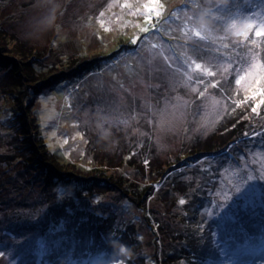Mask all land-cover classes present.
<instances>
[{"label": "rangeland", "instance_id": "1", "mask_svg": "<svg viewBox=\"0 0 264 264\" xmlns=\"http://www.w3.org/2000/svg\"><path fill=\"white\" fill-rule=\"evenodd\" d=\"M255 1L248 11L252 0H160L157 17L144 7L153 0H59L55 26L42 32L49 21L37 0H0V119L15 109L16 71L4 63L32 59L30 68L52 84L21 97L45 145L74 162L76 174L110 176L129 195L118 184L122 191H105V183L88 189L60 182L52 184L51 197L49 184L34 176V164L17 176L0 154V206L7 207L0 214V264H28L43 255L69 262L78 240L110 227L119 264H194L177 240L189 232L182 210L199 198L194 214L208 229L195 244L202 249L198 264H216L206 258L213 255L219 264H264V243L255 249L264 239V105L251 111L264 80L236 83L253 53L264 64V37L255 35L264 28V0ZM202 20V34L212 39L191 36ZM233 22L236 29L229 27ZM246 23L252 25L247 38L237 36ZM161 50L164 56L157 55ZM192 61L215 74L188 70V80ZM4 132L0 151L9 152ZM143 148L149 157L141 160ZM78 165L91 169L84 174ZM147 185L152 191L145 195ZM11 213L25 216V224L17 225ZM35 220L44 233L25 227ZM120 245L130 255L120 254Z\"/></svg>", "mask_w": 264, "mask_h": 264}, {"label": "trees", "instance_id": "2", "mask_svg": "<svg viewBox=\"0 0 264 264\" xmlns=\"http://www.w3.org/2000/svg\"><path fill=\"white\" fill-rule=\"evenodd\" d=\"M246 7L248 8V11L256 8V1L252 0L251 6L247 5ZM262 7L264 8V6ZM3 33V30H0V35H2ZM1 39L2 37L0 36V42ZM11 50L13 53L18 54L15 49L12 48ZM32 62V59H29L28 61L24 60L23 57H21V59L19 60L9 58V62L4 63L7 67H11L13 65L12 68L16 71L15 75L17 77L14 82L16 84V87L14 89L12 88L14 91H11V94H13V98L15 101V109L8 110L6 112L7 115L3 118L1 117L2 119H0V125L3 124L0 129L5 131L4 133L6 135L10 134V142L5 146L6 148H8L9 152L0 151L1 155H6L5 157H8L9 161L12 162H8L6 164L8 169H10V165L14 166V173H16V175L18 176V173L21 171V169L23 170L28 165L34 164L33 166L36 167L37 172L34 176L36 178H39L40 184H43V186L45 185V187H47L46 185L49 184L47 191L50 189L49 187H51L52 184H54V187H58V185L61 184L60 182H65L68 184L71 183L74 186L82 185L84 187H87L88 189H93V183L97 182L98 184L105 183V191H120L122 189L125 191L126 196H129L128 190L124 189V183L121 186V184H119L116 179H112V177L110 176L101 179L96 178L94 176L95 174L92 173H90V175H87L86 177L82 176V173L79 172L78 174H76L77 171L75 170L78 169H76L77 167L74 162L64 160L58 155V153L51 151L45 145V142L43 141L41 135L42 132L39 128V125L37 124V121L35 120L36 116H34L31 107H29V102L24 103V100H22L21 96L23 95L25 97V94L27 95L30 89L38 90L39 87L37 86H44L46 88V86L51 85L52 83H50V77L44 78L46 76H43L41 70L30 68L32 66ZM86 65H88V62H82V66ZM3 87L7 89L8 87H10V85L4 84ZM4 93H7V90H4ZM23 106L25 107L24 110L22 109ZM6 124H8V127L6 126ZM15 135L17 136L15 137ZM87 152L90 153L89 150ZM140 152L142 156L141 160L147 159L149 157L148 150L146 148H143V150ZM130 156L131 155H129V157ZM4 159L6 161V158ZM129 164L131 165V167L134 166V164H132V162L130 161ZM140 164L138 166H140ZM78 167H80V171H84H82L84 174L89 169H91V166L78 165ZM117 184L121 187V189L120 187H117ZM174 188L175 186H170V190ZM151 189L152 185H147L145 188H143L145 195L146 192L148 193V190ZM43 190L46 191L45 188ZM54 192L55 191L52 189L51 197L52 195H54ZM201 196L202 195H200V197ZM198 200H194L193 205H189L187 206V208L182 210V220L184 222V225H186V227L189 229V232L185 238L180 237L177 240L183 245L182 247L186 248L187 253H185L184 256L187 257L191 262L194 261V264H198V261L200 259H197V256L201 254L202 251L201 247L195 246V244L199 243L203 239V237H206L205 232L208 229V223L205 222L202 226V224L200 223L203 221L199 220L194 214V209H197L200 204ZM6 211L7 207L1 205L0 214L4 212L6 213ZM7 216H10V218L17 221V225L25 224V216H16L15 213H11ZM98 226H101V224H99ZM25 227H30L33 230L38 228V232L44 233L42 232L44 226L37 223V220H35L34 222L29 221L27 225H25ZM49 227L51 228V225H49ZM110 230L111 231L106 230V228L103 229V232L95 230L88 235L90 237V240H78L76 246H74L73 249L70 250L71 253L76 255V259L74 260H68L69 262H65L62 261L59 257H50L48 255L46 258H44L45 255H43V260L33 258L29 260L28 264H74V262H76L75 264H90L92 260L101 261V263L99 264H119L122 259L116 254L117 252H114L112 250V247L110 245L112 241H110L109 237V233L112 232L111 227ZM100 236H102L103 238L100 239ZM128 237L131 236L128 235ZM263 243L264 239L259 243L260 246L257 245V248L255 249L259 250L260 248H262ZM39 246L40 242H38V247L36 250V252L38 253ZM253 246H255V244H253ZM101 247L105 248L104 255H101L99 253ZM206 252L209 255H213L214 253L211 251ZM166 256L169 258L168 252ZM216 257V255H213L211 259L210 256H207L206 258L209 260V262L213 261L215 263V261H217L216 264H219V261ZM164 260L166 262L167 259ZM126 263H128V261Z\"/></svg>", "mask_w": 264, "mask_h": 264}, {"label": "snow or ice", "instance_id": "3", "mask_svg": "<svg viewBox=\"0 0 264 264\" xmlns=\"http://www.w3.org/2000/svg\"><path fill=\"white\" fill-rule=\"evenodd\" d=\"M162 6L163 5L160 3V0H153V3L151 5H145L144 7H150L152 9V11L154 12V14L157 17H159L161 15V13L159 11H156V9L160 8ZM121 7L130 8L131 5L124 4V5H121ZM101 15H103V13H101ZM146 19H148V18H146ZM229 27L231 29H236L237 25H236L235 22H233ZM203 30H204V26H200L199 28L194 26L190 30L191 31V36L195 37V38H198L201 41L212 39L211 34H208V35L202 34ZM251 30H252V25L249 24V23H246V24H244L242 26L241 30L236 32V35L247 38V34ZM140 31L141 32H148L149 29L147 27H143V28L140 29ZM255 35L257 37H264V28H257L255 30ZM220 39H223V38H220ZM132 42L136 43V40L133 39ZM252 43H253V45H255L256 41H252ZM156 47H157L156 44L152 45V48H156ZM225 47H226V45H225ZM157 55L164 56L163 50H161L159 53H157ZM257 56H258L257 53H253V55H252V63L249 65V67H248L247 71H245L244 75H241L239 77V79L236 80L237 84H240L242 81H246L249 78H255V84H260V82L262 80H264V64L260 63V61L257 58ZM164 58H165V60H167L169 57L165 56ZM193 65H194V67H193ZM188 70L202 73L203 75H206L208 77H211V76H213L215 74L213 71L210 70L209 67L202 66L201 63H198V62H195V61H192L191 63H189L188 69H186V71H185V75H186L187 79L191 80V76L187 75ZM227 70H228L227 67H224V71L227 72ZM201 83H203V81H201ZM212 87H216V85L213 84ZM250 87H251V85H250ZM200 95L203 96L204 93L201 92ZM256 95H259L260 99H259L258 103L254 107H252L251 111L253 113H257L259 107L261 105H264V85H261L260 87L255 89V92L253 93V96H256ZM251 98L252 97H247L246 99H251ZM216 103H217L216 101H212L213 106ZM241 103H244V101H241ZM239 106L240 105L238 104L237 107H239ZM161 123H162V125L164 123H166V119H162ZM65 143H67V141H65ZM179 203L180 204H184L185 201L183 199H181L179 201ZM123 251H124V249H121V252H123ZM0 255H3V254L0 253Z\"/></svg>", "mask_w": 264, "mask_h": 264}, {"label": "clouds", "instance_id": "4", "mask_svg": "<svg viewBox=\"0 0 264 264\" xmlns=\"http://www.w3.org/2000/svg\"><path fill=\"white\" fill-rule=\"evenodd\" d=\"M37 7H41L43 6L45 11H44V16H43V19L44 18H47V20L49 21V23L47 24V26H43V29H42V32L47 30V29H50L52 27L55 26V23H56V18H57V13L60 11V4H59V0H37ZM200 26H205V22L202 20L200 22ZM28 39H31L30 37H28ZM101 119L107 123V119L104 118V117H101ZM121 249H124L123 252H121ZM119 253L120 254H127V255H130L128 249L123 246V245H120L119 246V249H118Z\"/></svg>", "mask_w": 264, "mask_h": 264}]
</instances>
